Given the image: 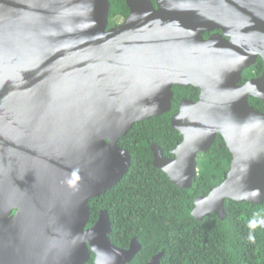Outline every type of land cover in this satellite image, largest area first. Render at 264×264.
<instances>
[{
	"label": "water",
	"instance_id": "obj_1",
	"mask_svg": "<svg viewBox=\"0 0 264 264\" xmlns=\"http://www.w3.org/2000/svg\"><path fill=\"white\" fill-rule=\"evenodd\" d=\"M108 27L109 0H0V264H128L142 246L111 241L107 209L90 224V199L129 171L119 140L171 110L183 139L153 165L180 188L218 134L232 153L222 182L195 198L192 215L226 218L225 202L264 201V0H126ZM218 30L208 38L207 32ZM264 228V216L260 219ZM164 250L148 264H160Z\"/></svg>",
	"mask_w": 264,
	"mask_h": 264
},
{
	"label": "trees",
	"instance_id": "obj_2",
	"mask_svg": "<svg viewBox=\"0 0 264 264\" xmlns=\"http://www.w3.org/2000/svg\"><path fill=\"white\" fill-rule=\"evenodd\" d=\"M109 1L108 27H112L126 18L129 8L126 0ZM263 68L259 58L251 69L244 71L241 83L251 75H261ZM175 90L176 98L169 112L136 122L120 138L119 145L131 155V166L116 185L90 199L89 225L97 221L101 209H107L114 245L127 249L136 236L142 248L128 264H148L161 250L164 255L160 264H264V228L260 224L264 201L255 204L228 199L224 220L216 213L201 221L192 215L195 198L208 194L229 170L232 153L220 134L210 149L198 156V176L189 189L178 187L153 165L152 142L159 144L166 156L173 157L172 151L183 139L171 125L179 98L193 93V99H198L199 89L192 85ZM249 102L263 111L261 100L251 96ZM94 257L91 253L86 264H94Z\"/></svg>",
	"mask_w": 264,
	"mask_h": 264
},
{
	"label": "flooded vegetation",
	"instance_id": "obj_3",
	"mask_svg": "<svg viewBox=\"0 0 264 264\" xmlns=\"http://www.w3.org/2000/svg\"><path fill=\"white\" fill-rule=\"evenodd\" d=\"M123 20H124V19H121L120 22H122ZM120 22H119V23H120ZM215 32H218V30H213V31L207 32V33H206V34H208L207 38H208L211 34H213V33H215ZM253 66H254V65H253ZM253 66H251L250 68H248V69H246V70L251 69ZM263 69H264V68H263ZM254 74H256V71H254ZM255 77H257V75H251V76H249V77L246 79V81L249 80V79L255 78ZM246 81H245V82H246ZM245 82H244V83H245ZM185 86H186V85L183 86V85H179V84L173 85V87H172V90H173L172 101H174V99L176 98V94H177V93H176V90H175L176 87H185ZM196 88H197V87H196ZM188 96H191V97H188ZM188 96H186V95H182V96L179 98V101H178L179 104H180V102H181L183 99H190V100H193V101H196V102H197L198 99H199V96H200V90H199V93H198V99H197V100H194V99H193V97L195 96L193 93H189ZM250 97H251V96H250ZM250 97H249V98H250ZM262 105H263V103H262ZM178 108H179V107H178ZM263 111H264V107H263ZM168 112H169V111H168ZM214 143H215V142H214ZM214 143H213V144H214ZM213 144H212V145H213ZM204 153H206V152H204ZM199 155H200V154H199ZM199 155H198V156H199ZM197 160H198V159H197ZM134 237H136V236H134ZM136 238H137V237H136ZM140 244H141V243H140ZM158 253H159V252H158ZM155 255H156V254H155ZM153 256H154V255H153ZM153 256H152V257H153ZM152 257H151V258H152Z\"/></svg>",
	"mask_w": 264,
	"mask_h": 264
},
{
	"label": "clouds",
	"instance_id": "obj_4",
	"mask_svg": "<svg viewBox=\"0 0 264 264\" xmlns=\"http://www.w3.org/2000/svg\"><path fill=\"white\" fill-rule=\"evenodd\" d=\"M254 226V225H253ZM250 239H251V237H250Z\"/></svg>",
	"mask_w": 264,
	"mask_h": 264
},
{
	"label": "rangeland",
	"instance_id": "obj_5",
	"mask_svg": "<svg viewBox=\"0 0 264 264\" xmlns=\"http://www.w3.org/2000/svg\"><path fill=\"white\" fill-rule=\"evenodd\" d=\"M198 170H199V168H198Z\"/></svg>",
	"mask_w": 264,
	"mask_h": 264
}]
</instances>
